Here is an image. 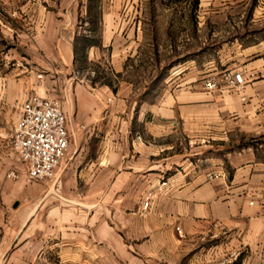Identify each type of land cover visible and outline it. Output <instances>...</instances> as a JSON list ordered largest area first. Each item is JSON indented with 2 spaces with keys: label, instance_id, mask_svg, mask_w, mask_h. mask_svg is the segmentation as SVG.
Here are the masks:
<instances>
[{
  "label": "crops",
  "instance_id": "crops-1",
  "mask_svg": "<svg viewBox=\"0 0 264 264\" xmlns=\"http://www.w3.org/2000/svg\"><path fill=\"white\" fill-rule=\"evenodd\" d=\"M106 1L0 0V264H264V39L238 52L242 84L181 69L139 103L73 82L80 39L128 29ZM59 82L69 149L30 182L12 133Z\"/></svg>",
  "mask_w": 264,
  "mask_h": 264
},
{
  "label": "rangeland",
  "instance_id": "rangeland-1",
  "mask_svg": "<svg viewBox=\"0 0 264 264\" xmlns=\"http://www.w3.org/2000/svg\"><path fill=\"white\" fill-rule=\"evenodd\" d=\"M120 17L128 33L118 42L99 43L96 29L95 39L76 44L79 74L73 82L108 86L144 104L172 88L181 69H194L204 86L210 79L218 86L221 77L230 82L238 52L264 39V0H126ZM55 86L50 97L63 103L66 86ZM21 166L28 181H38Z\"/></svg>",
  "mask_w": 264,
  "mask_h": 264
},
{
  "label": "built area",
  "instance_id": "built-area-1",
  "mask_svg": "<svg viewBox=\"0 0 264 264\" xmlns=\"http://www.w3.org/2000/svg\"><path fill=\"white\" fill-rule=\"evenodd\" d=\"M230 82L242 84L241 73L231 77ZM206 88L213 89L217 82L210 79ZM70 144L67 115L60 99L42 93L31 94L22 105V114L16 123L11 145L26 165L29 176L34 180L51 179L65 158ZM220 172L209 174L210 178L222 176ZM150 198L144 202L148 207ZM177 231L183 235L180 226Z\"/></svg>",
  "mask_w": 264,
  "mask_h": 264
}]
</instances>
